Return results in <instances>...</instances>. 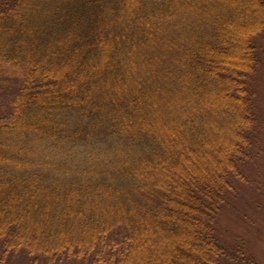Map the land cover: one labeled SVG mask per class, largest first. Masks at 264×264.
I'll list each match as a JSON object with an SVG mask.
<instances>
[{
  "label": "trees",
  "instance_id": "16d2710c",
  "mask_svg": "<svg viewBox=\"0 0 264 264\" xmlns=\"http://www.w3.org/2000/svg\"><path fill=\"white\" fill-rule=\"evenodd\" d=\"M262 40L264 0H0V73L17 85L0 254L248 264L217 221L264 159Z\"/></svg>",
  "mask_w": 264,
  "mask_h": 264
},
{
  "label": "rangeland",
  "instance_id": "374dc122",
  "mask_svg": "<svg viewBox=\"0 0 264 264\" xmlns=\"http://www.w3.org/2000/svg\"><path fill=\"white\" fill-rule=\"evenodd\" d=\"M262 45L264 49V40ZM262 62L263 66L255 82V94L258 97L260 113L264 116V56ZM7 79H9L7 75L0 73V114L10 107V99L14 96L17 86L15 81ZM261 157L263 158L264 154ZM244 178L243 181H234L235 191L226 199L220 210L217 230L230 255L238 248L250 259L248 264H264V159L258 158L255 165L246 167ZM0 264H46V262L45 259L33 260L26 254L16 252L7 256L0 254ZM61 264L87 263L81 260H66Z\"/></svg>",
  "mask_w": 264,
  "mask_h": 264
}]
</instances>
